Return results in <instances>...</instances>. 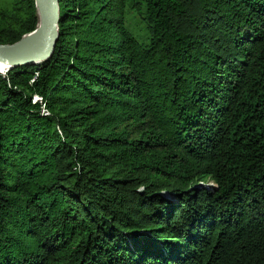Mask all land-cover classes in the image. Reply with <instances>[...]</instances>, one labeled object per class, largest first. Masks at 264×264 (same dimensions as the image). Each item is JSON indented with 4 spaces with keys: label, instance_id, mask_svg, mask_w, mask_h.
Segmentation results:
<instances>
[{
    "label": "trees",
    "instance_id": "obj_1",
    "mask_svg": "<svg viewBox=\"0 0 264 264\" xmlns=\"http://www.w3.org/2000/svg\"><path fill=\"white\" fill-rule=\"evenodd\" d=\"M58 2L0 74V264H264V0ZM37 25L0 0V44Z\"/></svg>",
    "mask_w": 264,
    "mask_h": 264
},
{
    "label": "water",
    "instance_id": "obj_2",
    "mask_svg": "<svg viewBox=\"0 0 264 264\" xmlns=\"http://www.w3.org/2000/svg\"><path fill=\"white\" fill-rule=\"evenodd\" d=\"M37 28L14 44H0V61L8 69L38 65L49 60L59 38L60 9L58 0H35Z\"/></svg>",
    "mask_w": 264,
    "mask_h": 264
},
{
    "label": "rangeland",
    "instance_id": "obj_3",
    "mask_svg": "<svg viewBox=\"0 0 264 264\" xmlns=\"http://www.w3.org/2000/svg\"><path fill=\"white\" fill-rule=\"evenodd\" d=\"M133 25V26H132ZM128 23V26L131 28V31L133 35L139 39V41L144 42L145 38L143 37L145 35L144 26L140 25L137 20H134L133 23ZM214 184L212 182L208 183V186H213Z\"/></svg>",
    "mask_w": 264,
    "mask_h": 264
},
{
    "label": "bare ground",
    "instance_id": "obj_4",
    "mask_svg": "<svg viewBox=\"0 0 264 264\" xmlns=\"http://www.w3.org/2000/svg\"><path fill=\"white\" fill-rule=\"evenodd\" d=\"M7 63L0 61V74L5 75L7 73Z\"/></svg>",
    "mask_w": 264,
    "mask_h": 264
},
{
    "label": "built area",
    "instance_id": "obj_5",
    "mask_svg": "<svg viewBox=\"0 0 264 264\" xmlns=\"http://www.w3.org/2000/svg\"><path fill=\"white\" fill-rule=\"evenodd\" d=\"M34 103H43V98L40 96H35L34 97ZM45 112V110H44Z\"/></svg>",
    "mask_w": 264,
    "mask_h": 264
}]
</instances>
